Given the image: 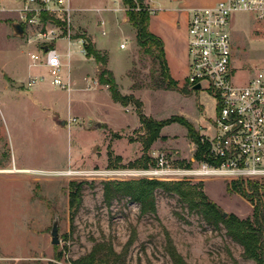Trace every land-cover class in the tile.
I'll use <instances>...</instances> for the list:
<instances>
[{
  "label": "rangeland",
  "instance_id": "rangeland-1",
  "mask_svg": "<svg viewBox=\"0 0 264 264\" xmlns=\"http://www.w3.org/2000/svg\"><path fill=\"white\" fill-rule=\"evenodd\" d=\"M2 1L0 9L19 5ZM71 2L77 9L69 19H60L62 25L0 15V91L2 70L12 77L27 76L31 51L41 53L42 46L71 52L74 69L89 73L85 80L90 89L74 90L69 98L66 90L49 86L42 96L46 109L35 105L31 80L16 86L21 88L18 94L0 92V264H73L93 250V264H175V253L186 264H257L245 258L243 246L229 236L223 222L211 224L201 204L190 206L201 203L203 193L227 217L246 219L253 215L257 197L264 204V177L203 173L202 161L215 132V98L186 81L179 82V89L163 87L161 61L138 46L122 0ZM14 20L34 45L9 36ZM230 27L235 82L242 84L249 68L264 59V20L240 11L233 14ZM86 39L107 56L120 92L132 98L128 106L115 102L108 86L99 83L100 65L94 59L86 64L80 48L86 47ZM70 40L76 42L69 45ZM41 69L50 84L47 70ZM68 71L63 67L66 80ZM184 86L185 93L180 91ZM141 117L183 118L209 142L208 150L197 156L198 146L180 121L162 127L149 143ZM74 180L87 183L72 218L69 183ZM114 180L164 183L155 191L156 212L142 214L129 197L106 202L103 182ZM236 181L241 187H234ZM56 217L59 244L52 243L51 235Z\"/></svg>",
  "mask_w": 264,
  "mask_h": 264
},
{
  "label": "built area",
  "instance_id": "built-area-1",
  "mask_svg": "<svg viewBox=\"0 0 264 264\" xmlns=\"http://www.w3.org/2000/svg\"><path fill=\"white\" fill-rule=\"evenodd\" d=\"M72 11L71 0H23L21 10L22 18L30 24L42 21L43 12L64 21L71 17ZM240 11L252 12L264 20V0H220L213 6L191 11L187 24L186 82L192 89L200 84V89L216 100L215 132L202 161L203 173L254 179L264 177V59L249 68L244 83L235 82L230 26L233 14ZM44 47H40L41 53L30 54L34 65L45 66L51 83L70 91L71 82L62 74V53L55 47L48 46L47 50ZM120 47L126 46L121 43ZM80 48L86 55V48Z\"/></svg>",
  "mask_w": 264,
  "mask_h": 264
},
{
  "label": "trees",
  "instance_id": "trees-1",
  "mask_svg": "<svg viewBox=\"0 0 264 264\" xmlns=\"http://www.w3.org/2000/svg\"><path fill=\"white\" fill-rule=\"evenodd\" d=\"M122 2L126 7V18L136 30V41L138 46L144 53L154 56L161 61L163 87L165 89H179V81L173 79L169 74V69L165 60L163 41L150 30L149 22L152 12L151 9L146 6L145 0H122ZM137 5H139L140 9H137ZM41 19L43 22L53 21L57 24H63L60 19L55 18V16L47 12L41 14ZM86 41V56L88 58H93L96 63L100 65L98 73L99 83L108 86L111 97L115 102L123 106H128L132 98L120 92L114 73L107 67V56L96 48L94 42L88 39H86ZM180 91L185 93L187 92V88L184 86L180 88ZM136 103L139 105L141 104L140 102ZM141 119L149 129V143H152V141L159 137V132L162 127L172 122L180 121L188 128L190 137L198 146L197 156H202L203 152L208 150L209 142L204 139L200 133H197L193 126L183 118L173 117L162 121H153L146 117H141ZM147 166L148 165H144V167ZM86 183L85 180H74L69 183V210L72 218H74L83 203V192ZM241 185V182H234L235 188H239ZM250 186L258 190L256 185L251 183ZM164 187L165 184L158 180H141L139 182L114 180L103 182L104 198L106 202L111 203L116 198L129 197L140 205L142 214L156 212L155 191L158 188ZM201 195V203L192 201L190 206L198 207L201 204L204 208L202 211L206 220L211 224L223 222L227 227L229 236L243 246L245 258L251 259L257 264H264V204L259 200V197H257L258 200L255 204L253 215L246 219H239L232 215L226 218L223 217L216 204L209 200L203 193H201ZM175 255V264H186L179 254L175 253ZM96 259V254L93 250L87 255L74 260L73 264H93Z\"/></svg>",
  "mask_w": 264,
  "mask_h": 264
},
{
  "label": "crops",
  "instance_id": "crops-1",
  "mask_svg": "<svg viewBox=\"0 0 264 264\" xmlns=\"http://www.w3.org/2000/svg\"><path fill=\"white\" fill-rule=\"evenodd\" d=\"M17 1L18 0H11L13 4L19 3V5L15 8L9 7L7 10L5 6H2L3 9H0V15L8 16L12 14L14 16H20L22 18L23 13L21 12V10L23 7V0H20V2ZM219 1L220 0H145V3L152 11L149 22L150 30L163 41L165 50V60L169 69V74L173 79L182 82L186 81L188 76L189 54L187 24L191 11L195 8L213 6ZM1 2L3 1L1 0ZM71 7L72 9H77L72 5V2ZM15 22L20 23L18 20H14L11 23V30L9 31V36L14 37L15 39H21V41L23 40V42H25L26 44L34 45L32 41H26L23 38L24 35L17 36L14 33L12 25ZM25 31L26 29L24 28V34ZM71 42L76 41H68L69 45L71 44ZM34 52L36 51H31V53ZM62 55L64 57V67L68 68L69 70L68 75L70 77L69 80L72 86L71 90L67 91L68 97L70 98L71 93L74 90H90L87 88L88 86L85 80L89 73H86V71L84 72L82 70L78 72L74 69L75 67L72 60L71 52H62ZM85 61L86 64H89L93 61V58H88L85 55ZM41 68H45L47 70V74H49L48 69L45 66L34 65L33 61L31 60L28 64V75L25 77H12L7 73H4V71L1 69L3 72L4 81L1 88L2 91L0 92L13 91L12 93L18 94L21 88H17L15 86L16 83L22 84L23 86V83H26L28 80H34L29 86V91L36 97L37 103L35 105L38 108L46 109V106H44V104L42 103V101L44 100L42 96L45 98L43 94L47 93L49 86L54 85L51 83V81L48 85L46 82H44L45 76L43 75L44 72ZM81 81V87H78L77 85ZM54 87L58 88L56 86Z\"/></svg>",
  "mask_w": 264,
  "mask_h": 264
},
{
  "label": "water",
  "instance_id": "water-1",
  "mask_svg": "<svg viewBox=\"0 0 264 264\" xmlns=\"http://www.w3.org/2000/svg\"><path fill=\"white\" fill-rule=\"evenodd\" d=\"M13 30H14V33L17 35V36H23L24 35V28L22 26V24L18 23V22H15L13 23ZM48 46H45L44 49L47 50ZM22 84H19V83H16L15 86L19 87L21 86ZM196 89H200L201 86L200 84H197L195 86ZM61 125H64L65 124V121L64 120H60L59 122ZM222 216L223 217H227L228 213L225 212V211H222L221 212ZM51 235H52V243L53 244H59L60 242V238H59V219L56 217L55 220L53 221V225H52V229H51Z\"/></svg>",
  "mask_w": 264,
  "mask_h": 264
}]
</instances>
